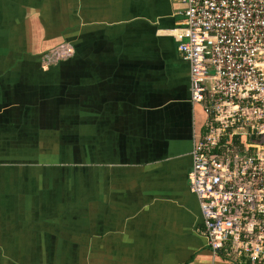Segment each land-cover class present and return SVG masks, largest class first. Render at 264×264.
<instances>
[{
	"label": "crops",
	"instance_id": "obj_1",
	"mask_svg": "<svg viewBox=\"0 0 264 264\" xmlns=\"http://www.w3.org/2000/svg\"><path fill=\"white\" fill-rule=\"evenodd\" d=\"M184 10L0 0V264H248L209 248L189 187Z\"/></svg>",
	"mask_w": 264,
	"mask_h": 264
},
{
	"label": "built area",
	"instance_id": "obj_2",
	"mask_svg": "<svg viewBox=\"0 0 264 264\" xmlns=\"http://www.w3.org/2000/svg\"><path fill=\"white\" fill-rule=\"evenodd\" d=\"M174 30L190 65L191 102L206 114L195 136L191 192L209 248L264 264V0H182ZM64 44L47 63L70 58Z\"/></svg>",
	"mask_w": 264,
	"mask_h": 264
}]
</instances>
